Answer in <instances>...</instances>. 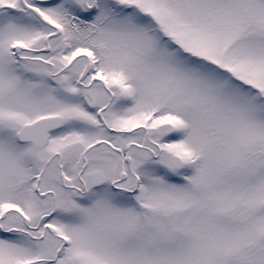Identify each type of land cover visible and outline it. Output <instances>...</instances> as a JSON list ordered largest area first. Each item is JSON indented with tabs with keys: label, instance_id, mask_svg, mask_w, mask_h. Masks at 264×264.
<instances>
[{
	"label": "snow or ice",
	"instance_id": "6c2138e0",
	"mask_svg": "<svg viewBox=\"0 0 264 264\" xmlns=\"http://www.w3.org/2000/svg\"><path fill=\"white\" fill-rule=\"evenodd\" d=\"M0 264H264V0H0Z\"/></svg>",
	"mask_w": 264,
	"mask_h": 264
}]
</instances>
